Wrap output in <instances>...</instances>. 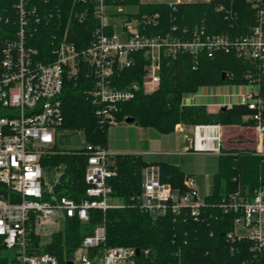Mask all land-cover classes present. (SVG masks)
<instances>
[{
  "label": "built area",
  "instance_id": "built-area-1",
  "mask_svg": "<svg viewBox=\"0 0 264 264\" xmlns=\"http://www.w3.org/2000/svg\"><path fill=\"white\" fill-rule=\"evenodd\" d=\"M76 1L87 7L75 13L77 18L83 21L91 10L99 25L91 43L83 48L68 38L67 28L52 49V60H41L37 49L27 44L32 36L29 17L35 13L27 0H18L15 4L18 25L13 36L3 35L0 30V182L9 191L8 196L0 193V248L4 252L13 250L14 255L10 257L13 264H59L55 253L40 251L41 242L36 246L34 237L43 239L63 231L69 217L86 223L91 209L106 211L122 206V202H113L115 197L109 184V179L116 174L111 164L117 153L107 147L85 140L78 147L88 156L85 172L88 186L79 200L55 192L42 162L62 142L63 132L67 131L61 128L63 87L67 79L77 77L84 62L91 69L94 80L91 93L98 113L111 125L120 123L116 111L121 103L132 100L139 92L153 93L159 88L165 59L190 55L196 68L203 55L213 58L220 52H233L247 65L245 81L201 85L184 92L181 104L203 106L211 114L237 105L247 107L250 111L243 118L250 123L239 127L254 133L255 138L235 140L246 142L251 148L249 153L264 160V0H250L256 13L255 24L249 33L237 36L213 33L204 25L192 30L185 28L181 33L174 28L153 35L147 29L156 26L158 20L130 17L131 12L126 13L119 33L109 21V10L116 6L106 0ZM39 19L36 17V21ZM138 54L146 60L142 79L121 84L117 78L135 64ZM225 75L233 76L227 71ZM190 129L183 123L175 126L186 140H192L194 151L224 153L222 124H196ZM188 131L193 137L188 136ZM53 180L58 182L59 177ZM208 194L199 193L192 175L186 174L184 189H180L162 181L160 165L147 164L142 168L137 206L153 219L170 212L199 221L205 214ZM218 206L225 213L235 214L232 230L227 233L230 241L247 240L250 251L255 254L264 251V168L259 183L252 189L240 183L237 190L223 196ZM105 237L104 223L93 234L84 236L72 260L74 264L135 263L139 257L137 247L99 248ZM231 249L234 251L235 246Z\"/></svg>",
  "mask_w": 264,
  "mask_h": 264
},
{
  "label": "trees",
  "instance_id": "trees-1",
  "mask_svg": "<svg viewBox=\"0 0 264 264\" xmlns=\"http://www.w3.org/2000/svg\"><path fill=\"white\" fill-rule=\"evenodd\" d=\"M18 0H0V30L3 35L13 36L17 29L18 13L15 4ZM31 15L32 36L28 46L37 49V57L44 61L52 60V49L64 36L68 28V38L79 48L88 46L99 21L91 10L81 21L75 13L87 7L76 0H27ZM111 6L137 7L130 17L141 20L153 18L158 24L148 26L147 33L158 35L173 31L181 33L185 28L194 29L204 25L213 33H228L232 36L249 33L255 24V9L250 0H209L146 2L142 0H106ZM264 3V2H263ZM159 15L156 17V15ZM36 17L40 19L36 21ZM154 22L151 23L153 25ZM146 63L142 54L136 56L135 64L117 78L121 84L143 77ZM247 65L236 55L220 52L215 57L201 56L200 64L194 68L192 57L182 55L176 59H165L161 70V84L153 93L139 92L132 100L121 103L116 111L119 122L133 118L140 126L150 127L160 133L175 131L178 123L187 125L219 123L222 125H246L244 115L250 110L237 105L233 109L208 113L203 106H184L181 97L184 92L196 90L201 85L219 84L229 81L244 82ZM232 77L222 79L225 72ZM264 85V84H263ZM94 80L87 63H82L77 77L65 81L62 93L64 122L62 129L72 133L82 132L86 143L107 147L110 124L98 113V106L92 98ZM223 138H255L254 133L238 126L223 128ZM228 144V143H227ZM244 147V144H240ZM53 151L42 158L49 173L61 171L55 182L57 194L81 199L88 186L85 172L88 156L83 148L62 149L56 144ZM111 164L116 171L109 179L112 194L122 202L121 207L106 211L91 209L89 220L81 223L77 218H67L64 230L55 234L50 244L40 251L53 252L59 264H68L75 258L80 240L93 234L100 224L106 226V237L99 248L115 246H135L141 250L134 264H264V251L255 254L250 251V242L230 241L227 233L232 230L234 213H225L218 205L223 196L242 186L252 189L259 183L263 172L262 156L249 152L220 154L218 171L214 175L213 190L206 197L205 214L199 221L181 215L167 213L153 219L137 206V195L142 187V168L147 164L161 167L162 181L184 189L186 173L182 168L166 160H146L141 154L117 153ZM238 180H235V179ZM7 187L0 182V193L8 196ZM12 198V197H11ZM18 201L17 198H12ZM35 238V245L40 243ZM232 246H235L232 251ZM148 250V253L145 251ZM0 248V264H13V260Z\"/></svg>",
  "mask_w": 264,
  "mask_h": 264
},
{
  "label": "rangeland",
  "instance_id": "rangeland-1",
  "mask_svg": "<svg viewBox=\"0 0 264 264\" xmlns=\"http://www.w3.org/2000/svg\"><path fill=\"white\" fill-rule=\"evenodd\" d=\"M149 2H169L174 0H143ZM191 1H204V0H191ZM120 9V10H119ZM137 7H113L110 8L109 21L115 25L116 31L121 32V24L126 18L129 12L135 11ZM187 130H191L187 125ZM230 126V125H229ZM240 126V125H231ZM230 126V127H231ZM224 130V129H223ZM227 130V127L225 131ZM63 140L59 143V147L62 149H71L82 147L84 138L82 132L72 133L70 131L63 132ZM189 137H193L192 132H187ZM228 143V144H227ZM227 143L224 140V153H238L243 151L251 152L250 145L243 143L242 141H236L235 138H227ZM240 144H244V147H240ZM247 145V146H246ZM108 147L113 153H141V152H170L177 153L173 157H164L166 161H170L179 165L187 175H192L196 179V187L199 193L204 196L211 193L213 190L214 175L218 171L219 167V154L210 152H196L193 150V142L185 139L183 133L179 131H173L171 133L163 134L157 130L140 126L135 123L120 122L111 124L108 129ZM187 147L189 151H187ZM250 148V149H249ZM148 160V157L143 155ZM48 180L60 177L61 172H48ZM113 202H120L119 198H114ZM59 233V232H57ZM55 233V234H57ZM54 235L40 239L43 243L40 247L50 244L53 241ZM51 242L47 243V241ZM6 256L12 257L14 255L13 250L5 252Z\"/></svg>",
  "mask_w": 264,
  "mask_h": 264
},
{
  "label": "crops",
  "instance_id": "crops-1",
  "mask_svg": "<svg viewBox=\"0 0 264 264\" xmlns=\"http://www.w3.org/2000/svg\"><path fill=\"white\" fill-rule=\"evenodd\" d=\"M143 1V0H142ZM181 1H186V2H189L191 0H174V1H169V3H174V2H181ZM204 1H209V0H204ZM146 2H149V1H146ZM231 126V125H230ZM229 125H223V128H228L230 127ZM107 148L109 149L108 147V143H107ZM125 153H128V152H125ZM134 154H141V155H145L148 157V160L152 161V160H164L163 158L164 157H173L174 154H177V153H170V152H139V153H134ZM170 162V161H169ZM176 163V162H175Z\"/></svg>",
  "mask_w": 264,
  "mask_h": 264
},
{
  "label": "water",
  "instance_id": "water-1",
  "mask_svg": "<svg viewBox=\"0 0 264 264\" xmlns=\"http://www.w3.org/2000/svg\"><path fill=\"white\" fill-rule=\"evenodd\" d=\"M225 77H226V75H225V73H223L222 74V79H225ZM223 110H225V108H223ZM133 121H134L133 118H127V121L126 122L132 123ZM140 253H141V250L138 248L137 249V255L140 256ZM68 264H74V262L73 261H70Z\"/></svg>",
  "mask_w": 264,
  "mask_h": 264
}]
</instances>
